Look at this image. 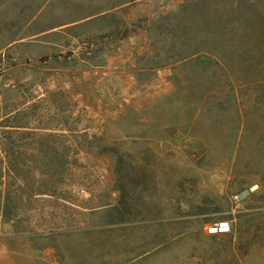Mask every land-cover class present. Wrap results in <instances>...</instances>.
<instances>
[{
    "label": "rangeland",
    "instance_id": "obj_1",
    "mask_svg": "<svg viewBox=\"0 0 264 264\" xmlns=\"http://www.w3.org/2000/svg\"><path fill=\"white\" fill-rule=\"evenodd\" d=\"M0 264H264V0H0Z\"/></svg>",
    "mask_w": 264,
    "mask_h": 264
},
{
    "label": "crops",
    "instance_id": "obj_2",
    "mask_svg": "<svg viewBox=\"0 0 264 264\" xmlns=\"http://www.w3.org/2000/svg\"><path fill=\"white\" fill-rule=\"evenodd\" d=\"M107 13L104 14H92L89 15L87 17H81L79 14V11H73V13H70L68 15H65L64 18L62 19H51L50 23H48L47 27L44 30H40L37 32H34L31 35H27V36H23L21 37L19 40L16 39H12L10 40V44H14L17 42H21V43H25V40H34V39H38V38H42V37H48L50 34H53L54 32H56L57 29L60 30H65V29H69V28H74V27H78L81 24L93 21L95 19L101 18L106 16ZM34 20H36L34 18ZM44 43L48 44L49 41L46 40Z\"/></svg>",
    "mask_w": 264,
    "mask_h": 264
},
{
    "label": "built area",
    "instance_id": "obj_3",
    "mask_svg": "<svg viewBox=\"0 0 264 264\" xmlns=\"http://www.w3.org/2000/svg\"><path fill=\"white\" fill-rule=\"evenodd\" d=\"M228 223H219L209 227L210 233H223L226 232L228 229Z\"/></svg>",
    "mask_w": 264,
    "mask_h": 264
},
{
    "label": "water",
    "instance_id": "obj_4",
    "mask_svg": "<svg viewBox=\"0 0 264 264\" xmlns=\"http://www.w3.org/2000/svg\"><path fill=\"white\" fill-rule=\"evenodd\" d=\"M250 195V191L249 190H245L243 193H241L240 195H239V198L240 199H244V198H246L247 196H249Z\"/></svg>",
    "mask_w": 264,
    "mask_h": 264
}]
</instances>
